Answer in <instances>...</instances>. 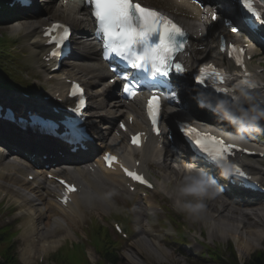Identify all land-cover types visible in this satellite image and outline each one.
Instances as JSON below:
<instances>
[{
    "label": "rangeland",
    "instance_id": "obj_1",
    "mask_svg": "<svg viewBox=\"0 0 264 264\" xmlns=\"http://www.w3.org/2000/svg\"><path fill=\"white\" fill-rule=\"evenodd\" d=\"M5 1L6 0H4V2ZM37 1L39 4L34 9V12L33 11L26 12L24 18H26V15L29 14L30 15L29 17H31L32 21H36L39 19L41 22H43L42 20L44 19L46 21V24H49L51 21H57V22L64 21V23L67 22L72 26L77 23L78 24L76 25L77 27L76 28L74 27L75 30L77 29L76 33L78 34L81 32L91 38L90 36L91 33L89 32V26L87 27L86 24L88 22L87 17L80 13H79L80 15L78 16L76 14V11H74L76 10V8L73 6V4L70 3L69 7L66 10L65 9L66 5L62 3V0H44V1L37 0ZM143 1L158 7V9L166 12L168 15L172 17L177 16L181 20H186L190 24V27L192 28H198L202 24L210 22V20H208L205 17H203L202 19L194 15L190 17L189 13L187 12V10L183 8V6H179L176 8V6L173 5L172 3L167 5L161 0H143ZM60 5L62 6V8H60ZM69 17H72L71 18L72 21H69L70 19ZM80 18L82 19L80 20ZM184 23L186 22L184 21L183 24ZM25 24L27 23L21 22L12 25L8 24V25L0 26V39L4 41L2 45L0 43V55H1L0 64L4 68L3 73L6 79L5 80L6 84L4 83L3 84L5 88L11 89V91L0 89V101L7 102L10 100L19 104H23V106L30 105L34 107L30 103V101H25L20 97L19 91L26 92L27 90L31 89L32 90L31 93H32L35 90L36 91L34 94L35 97L34 100H32V102L39 103L43 100L45 95L50 93L49 89L51 85L46 84L44 82H40L38 86H34L33 78L38 80L42 79L44 81L46 80L37 71L34 62H32V59H35L38 62L40 59L39 58L40 55H36L34 51H30L28 49V42H27L28 39L25 37L23 33L14 32L15 30L14 28L17 25L22 26ZM214 24L218 27L221 26L220 21H217ZM38 25H41V23L39 22ZM84 25H85V29H88L87 32L85 30L83 31L82 29ZM209 26L212 27V25ZM196 31L201 32L200 30H196ZM196 31L194 32V35L196 34L197 37ZM78 36L81 35L78 34ZM84 40L86 39L84 38ZM205 43L210 45V38H207V40H205ZM85 44L90 48L89 45L91 44L89 42L88 43L85 42ZM206 44H204V47L206 46V49H203L202 56L206 54L207 55L206 58L208 60V58H210L211 53L210 52L206 53L208 48ZM80 46L82 47L81 44ZM92 46L94 45L92 44L91 48ZM9 47H11V49ZM94 49L97 51L95 47ZM208 49L212 50V48H208ZM200 50L201 49H199V51ZM90 53H91L90 51H87L85 49L81 50V54H77L72 60V62L64 67L63 73L65 75H68V77H74L80 82L84 83L85 81L88 80L93 84H97L96 86H99L101 83H104L105 81L102 82L103 80H93L92 79L93 74L88 73L87 75L86 74L82 75L81 70L78 68L80 64H83L80 60V57L81 56L83 57L85 54H90ZM14 58H18V64H12L11 61ZM202 60L204 63L203 58ZM255 65H257V68ZM259 65L260 63L258 62L251 63L250 64L251 71L255 72L256 69L259 68ZM59 79L61 78L60 77L56 78V81L52 79L49 82H53L54 80L58 86L57 80ZM24 85H30L31 87L29 88V86H27L26 88ZM55 88L53 90H55ZM104 88L105 86H103V89ZM93 102L96 104V100H94ZM123 106L124 107L121 110H118L117 113L119 114H122L123 112L129 113L128 108L130 106L125 104H123ZM134 111L137 113L135 109ZM94 112H95V116L98 117L97 120L101 118L98 116L99 115L98 113H100L98 110H94ZM105 114L108 113L105 112ZM141 117H143L142 111L140 116V119L142 120ZM141 120H138V122H140ZM172 122L174 121L172 120ZM229 129L231 131H234L232 128ZM113 139L114 136H111L110 138H108L107 143L114 144ZM2 144L5 145L6 143H1V145ZM11 144L12 142H10V145ZM118 147L122 148V150L126 149L125 139L122 144L118 143ZM137 158L140 157L138 156ZM167 160L168 159H165L162 163V160L160 159V162H158V164L154 160L149 162L148 167L151 168V170L148 171L149 174L154 178L159 174L168 177L172 175L170 172L172 171V169L173 170L175 169L172 167L173 165L172 163L169 162L167 163ZM4 161L5 162L8 161V163L10 162V160H7V158ZM262 167L264 168V163ZM86 169H92V167L88 166ZM165 179L166 178H162L161 176L159 177V180H165ZM22 182L20 181V183L18 184H13V182H9V180L6 177L1 176L0 195L2 191L6 190L10 195L12 194L13 197L14 196L16 197V198L14 197V199H17L19 197L23 198V194H24L26 195L24 197H26L27 202L31 203V201H34L33 203L34 205L39 203L40 204L39 206L35 205V207H33L31 203L28 205V207L30 206L35 209L37 208V210H40L42 212L43 217L38 221L39 226L40 228H44V230L48 229L49 225H53L52 220L58 217L57 211L48 208V204L50 203H47V201L49 200L48 202H50L51 199H49L48 197L46 198L44 197L45 201L42 202L41 199L36 198L37 195L32 194L33 192L27 195L26 194L27 189L29 192H31L30 188H32V186L31 184L27 186H22V184H25V182L23 183ZM152 182L155 185L156 190L154 193L153 192L150 193V195L156 198H161L163 195H161L156 181L152 179ZM114 192H116V195L113 196L114 198L113 201H111L112 203L110 205H108V203H104L105 206L103 207L102 206L103 203H100L102 207L92 208V209L88 208L89 210L88 209L79 210L80 212L82 211L84 212V213L82 212V216L80 219L78 217H75L76 216L75 214H73L74 218L73 217L68 218V223H69L68 226L71 227L72 230L70 229V231H67L66 233L67 238L66 240L64 239L65 241H60V237L62 236L61 232H56L54 235V233H51L52 230L49 231L50 232L49 235L51 234L52 236H54L57 242L60 241V245L57 248H55L54 251L48 254L44 264H55V260L56 258H58L57 256L59 254H61L62 256L65 250L70 249L72 247L71 244H74L75 246H79L80 247L79 250H83L84 252H86L92 264H100L101 258L99 257V255L95 250L96 247L95 237H97V233L95 232L96 228H99L104 233V235L108 237L109 244H112V252L114 251L118 252L119 260L117 264H245L251 259V257L256 252L264 249V201L261 202L262 211H260V213L257 216H255L254 219L248 220L247 222H243L244 226L240 224L235 225V222L238 221L237 218L235 219V217L230 213L229 208H228L229 213L224 211L223 204L224 203L227 204L226 201L228 199H226L223 195L219 194L215 199L206 201L207 216L212 221V224L210 226H206L204 223L201 222H192L188 220L184 214L176 211L173 208L171 198H166L167 200L164 201V203H162L160 200L157 199L155 201V204L158 205L161 211L160 210L157 211L153 221H156L155 222L156 225L159 224L158 223L159 220L160 222L164 221L166 228L163 231L159 229V226L149 227V225L147 224L149 221H151L152 218L148 213V208L144 205L143 198H141V196L129 195L125 190H122V188L118 186L115 188ZM165 196L167 197V194H165ZM5 199H7V197H4L1 203H5L7 204V206L0 205V230L3 228H7V225L13 224L14 221L17 220V223L13 224V231L15 233L16 231L19 230L20 233L15 239H13L15 244L13 245L14 248L11 247L12 253L16 257L19 264H26L22 259V253L25 249V241L21 235L22 227L20 226L24 224L27 221V219L25 218L26 219L25 220L20 215L19 204H16L13 201L5 202ZM249 203L251 204L252 202L247 201V206ZM11 209H13L14 211H12ZM141 211L145 215H141ZM135 213L141 216L136 217ZM229 215L233 217L232 219L233 221L227 220V218H225L226 216ZM171 218L175 219L177 223H180L182 225V230L179 228V226L172 223L177 231L173 229L169 221L172 222L175 221L171 220ZM137 221H138V225H137ZM216 221L222 222V225L220 223L217 224ZM113 223H118L121 226L123 232L127 234V239L120 238L114 232L112 227ZM64 225L67 226L66 223H64ZM239 227L242 228L237 229ZM190 229L193 231V233L190 231ZM256 229H258L260 235H262V237L260 238L258 237L260 241L255 240L257 237L253 239L251 236V233L253 231H257ZM42 232L43 231L38 233V239H41ZM224 234H226L229 237H223ZM235 235L239 236L240 242L235 237ZM3 236L5 237V235ZM151 237H155L159 241L161 240V245L167 252L171 254L172 258H168L167 256L168 259H165L162 256L158 255L156 251H153L152 249L153 247H151L152 246ZM138 240L140 242H138ZM193 242H198V246L195 247L193 245ZM186 247H189V249H187ZM232 250L235 253V257H233L232 255ZM77 252L79 251L77 250ZM203 252L207 253L205 254V259L201 258V253ZM209 253H216L217 255H221L225 260V262L217 263L216 261L213 260L212 257L208 255ZM36 261H37L36 258L33 259L31 264H36Z\"/></svg>",
    "mask_w": 264,
    "mask_h": 264
},
{
    "label": "snow or ice",
    "instance_id": "obj_2",
    "mask_svg": "<svg viewBox=\"0 0 264 264\" xmlns=\"http://www.w3.org/2000/svg\"><path fill=\"white\" fill-rule=\"evenodd\" d=\"M240 2H242L243 22L248 32L264 41V12L254 7V0H240ZM87 3L91 6L92 14L98 26L97 34L103 37L104 58L107 60L114 55L123 62V68L112 67L111 69L116 79L123 82V93L128 97H135L143 89L147 88L149 90L151 98L147 105L148 115L151 119L152 131L156 136H159L160 99L164 90L169 93L170 99H176L177 97L180 85L174 84L168 78L173 70L176 74L184 72L182 65L176 61V55L185 47L184 38L186 33L168 17L158 11L141 6L135 0H87ZM260 3L264 4V0H260ZM211 19L213 21L217 20L215 11L211 14ZM226 26L230 27L232 31H237V28L230 23ZM61 29L62 31H59L58 35L53 38L58 50L51 53L53 57L59 54V50L69 39V29L62 25H53L52 29L45 33L50 35L51 31ZM220 50L224 51V48L221 47ZM232 51L237 52L239 57L243 49L237 50L233 47ZM236 63L242 65L239 58L236 59ZM179 79L180 76L177 75V80ZM229 79L231 77L216 69L212 64H206L204 67L199 68L198 74L195 75L197 85L210 87L216 93L225 96L231 95L229 88L225 86L226 81ZM249 84L250 81L247 78L238 82V86ZM252 87L255 86L252 85ZM71 95L80 97L76 107L71 110L79 116L82 106L85 105V100L82 98L83 89L79 85H73ZM232 99H236V97L232 96ZM121 127L123 128L124 125L121 124ZM183 131L186 136L194 141L199 151L212 162L230 166V169L236 174L245 175L237 165L230 163L229 160L236 145L226 143L223 139L214 135L201 133L191 126H185ZM63 139L65 143L69 144L80 143L75 139L72 128L67 129L63 134ZM140 142V134L132 137V144L136 147L140 146ZM104 161L109 168L114 163H118L117 157L111 154H105ZM120 167L133 181L151 187L142 175L129 170L123 164H120ZM61 183L67 189L61 202L67 204L70 194L77 189L64 181H61Z\"/></svg>",
    "mask_w": 264,
    "mask_h": 264
},
{
    "label": "bare ground",
    "instance_id": "obj_3",
    "mask_svg": "<svg viewBox=\"0 0 264 264\" xmlns=\"http://www.w3.org/2000/svg\"><path fill=\"white\" fill-rule=\"evenodd\" d=\"M162 1L164 3H166L167 5L172 3L173 5L176 6V4H178L175 0H162ZM174 1H175L176 4L174 3ZM62 3H64V5H66V7H65L66 10L69 7L70 3L73 4V6L76 9H78V7H79V3L78 2H76V4L74 5V0H68V1L67 0H62ZM177 7L178 6H176V8ZM60 8H62L61 5H60ZM79 13L82 14V15H85L87 17V19H88L89 12L86 9H82V11H80ZM69 18H70L69 21H72L71 20L72 17H69ZM27 19H28L27 20L28 23L23 25V26L17 25L14 28L15 29L14 32L23 33L25 35V37L28 39L27 40L28 49L30 51H34L36 53V55H41L44 52V47H43V41L41 39V33H39L40 29H37L38 26H36L34 23H32L33 21L31 19V17L28 16ZM33 19H35V18H33ZM66 20H68V19H66ZM42 21H43L42 22L43 23L42 26H46L45 25L46 21L44 19ZM54 22H56V21H51V23H54ZM73 23H74V21H73ZM184 24H185L186 27H188V24H186V23H184ZM76 25H78V24L76 23V24L72 25V27L76 28L77 27ZM209 25H212V27H210ZM196 30H200L201 32L196 31ZM75 31H77V29ZM195 31L197 33V37H196V34L194 35ZM204 31L208 33V36L201 37L200 34H203ZM188 34H189L190 37H189L188 43L186 44L187 54H186V60H185L186 66L188 67L187 70L185 69V75H186L187 78H191L193 68L199 66L200 64L203 65V64H208V63L214 62L218 66H225V64L228 63L226 58H225V55H221L214 48V43L215 42H216L217 46L219 45L218 36L220 34H223L225 37H227L224 28H220V27L216 26L214 23L209 22V23L202 24L198 28H192L191 30H189ZM229 36L231 38H233V36L231 34ZM235 37H236V40L238 41V37L237 36H235ZM207 38H210V45L205 43V40H207ZM77 39H79L78 45H80V44L82 45V47H81L82 50L85 49V50L91 52L90 54H85L83 57L82 56L80 57V60L83 63V64H80L79 67H78L81 70V74L82 75H85V74L87 75L88 73L89 74H93V76H92L93 80H103L102 82H104V80H106L108 78L107 77V69L104 68L103 65L99 64V62H98V60L96 58V53H95L94 46H92V48H91L92 44L90 43L91 45H89L90 46V48H89L85 44V42L88 43V41H91V40L90 39L88 41L84 40L82 35L79 36ZM194 39H195V41H194ZM215 39H216V41H215ZM254 40L260 43V40H258V39H254ZM200 43H201V45H200ZM74 44H73V46H75ZM204 44H206L208 46V48H212V50L207 48V52L206 53H208V52L211 53L210 58H208V60L206 58V56H207L206 54L204 56H202L203 49H206V46L204 47ZM74 49H76V47ZM91 49H94V50H91ZM199 49H201L202 51H199ZM202 58L204 59V63H203ZM205 58H206V60H205ZM32 62H34L35 66H36V69H37V71L39 73L43 74V73L47 72L48 68L42 62V56H41V61L37 62L35 59H32ZM199 62H202V63H199ZM225 74H227V76H230V77L233 76L236 79H239V75L237 73L231 71V70H229V72L225 73ZM57 76H59L61 78V79L57 80L58 81V86H57V83L55 82L56 78H59ZM44 78H47L46 83L51 85L50 91L54 92V94L51 97L53 100H56L57 102L60 101L65 109L67 107L73 109L76 106L75 102H73L72 100H67L66 99V96H67V90H66L67 89V81L68 80H73L74 77H72V78L71 77H65L64 75H61L60 73H54V74H51L49 76H45ZM187 78H186L187 86H186V90L184 92V93H186V95L189 94V92L191 91V88H192L193 91L195 89V86L192 85V82H190ZM258 78L261 80V84H260V87H261V85H264V74L261 72L258 75ZM52 79H54L55 81L53 80V82H49ZM87 81H85L83 83L85 88L87 90H89V91L91 89L93 90L92 87H96L97 84H93L92 82H89V81L87 82ZM54 88H55V90H53ZM103 92L108 94L107 96L110 97V98H112V96L117 98V94L115 93V92H117V90H116L115 86L111 87V86L105 85V88L103 89ZM258 92L259 93H264V87H261ZM95 95L97 96L96 98H98V99H100L103 96L102 93H100V92L96 93ZM116 98H113V99L116 100ZM8 103H11L12 105H16L15 102L10 101V100L8 101ZM115 104H116V106L114 105V107H116L118 109L121 107V103L120 102H117ZM103 105L104 104H101L99 106V108L102 109V107H104ZM128 105L130 107L128 108L129 116L127 117V119L129 117H132L134 119V124H133L132 127H130V131H132L134 133H137V132H148L149 131V127H148L147 122L145 120V114H143V117H141L142 120L140 119L141 111L143 113V109H142V106L140 105L139 101L138 102L134 101L132 103H129ZM137 105H140L139 106V110H137L135 108V106H137ZM16 107H21V105H16ZM96 107H97V105H96ZM40 108H41L42 111L45 110V108H43V107H40ZM134 109L137 111V113L134 111ZM95 112H97V111H95ZM176 114L179 115L180 112L178 110H176L175 108L169 109V110H167L165 112V116L163 117V121L165 122L167 127L173 128L172 119L174 118V116ZM115 116H117V115H115ZM59 118L61 119L62 117L60 116ZM138 120H141V122H138ZM203 120L208 122V123L217 122L216 120L213 121L212 119L207 118V117L203 118ZM87 122L89 124H93L92 116L88 117ZM3 125L6 126L7 130H10L9 128H12V126L8 125L7 123H3ZM0 129H2V127H0ZM105 129L108 130L107 127H105ZM13 131H14V129H13ZM10 132H11V134H13L12 131H10ZM23 133H24V135H28L29 134V132L26 131V130L23 131ZM111 133H114V132L109 130V134L108 135H110ZM94 134L97 136V133H94ZM13 136H15V135L13 134ZM15 138H17V137L15 136ZM17 139L21 140L20 138H17ZM106 139H107V137H102L101 142L102 141L105 142ZM120 139H121V137L117 138V136L115 135V142L120 141ZM109 141H111V140H109ZM97 145L98 146H102V145H100V143H98ZM172 145L177 147V143L176 142H174ZM87 147H89V150H90L92 148V145L91 144H87ZM105 147H108V149L112 150V152L115 153V154H117V152H118V156H119L120 150L117 151L116 147H112L111 144L110 145H105ZM143 148H144L143 151L141 149L137 150V151L133 150V149H128V150L122 151L124 153L122 154L121 157L127 161L126 163H128V164L131 163L132 166H135L134 158H135L136 155H137V157L139 156L140 157V158H138L139 161H142L144 163V168L142 169L141 164H140V168L145 173H146V170H147L146 166H148L149 162L154 160L158 164V162H160V159H164V157L167 158V150H166L165 142H163V141L159 140V142L156 144L155 140H150V141L147 142L146 145L143 146ZM39 149L41 150L42 148L39 146ZM120 149L122 150V148H120ZM1 151H0V177L1 176L2 177L3 176L6 177L9 180V182H13V184L20 183V179L19 178L23 175V171L20 169L21 168L20 163L18 165H16V164H13V163L11 164V163H5L4 162V158L6 157V155H10L11 153H13V150L10 149L8 152L7 151L4 152L6 154L2 153ZM93 152H95V151H93ZM97 153H99L98 149H96L95 156H96ZM87 154H88V152H86V155ZM246 158L247 159H241V163L252 173V175L255 178L259 179V181L261 183H264V168L261 166V161L262 160L260 158H258V157H256V158H248V157H246ZM74 161H75V159H72V165L70 166V168H74V169H77L78 172H86L87 174H89L91 176H94L95 177V181H94L95 182V186L100 192L106 193V192H109V191H114L115 188L118 186L119 179L117 178L116 173L115 172H107V171H104V170L100 169L99 162L97 163V169L94 170L93 172H90L88 169L79 167V165H74L73 164ZM168 161L169 160H167V163H168ZM37 162H39V161L37 160ZM159 164H161V163H159ZM183 164H186V163L183 162ZM172 167H171V169H172ZM63 169H65V171H66L67 168L64 167V166L60 168L57 165L56 168L53 167L50 172H51V174L56 173L55 174V176H56V175H58L57 171H61ZM148 170H151V168L148 167ZM169 170H170V168H169ZM175 170H179L178 171V175L181 176L182 168H176ZM175 170L172 169V171L170 173H174ZM61 172H63V171H61ZM71 174H72V172L69 173V175H71ZM41 176H43V178L46 180V175H40L39 177H41ZM160 176L162 178H166L165 180H161L163 182H165L169 178L168 176H164V175H160ZM39 177L36 179V183L41 184L40 189L36 186V184L35 185L31 184L32 185V188H30L31 192H29L28 189H27V193L26 194L28 195L29 193L33 192L32 194L37 195L36 198L41 199L42 202L45 201L44 197L45 198L46 197L50 198L51 201L50 202H48L49 200L47 201V203H50V204H48V208L52 209V210L54 209V211H57L58 217H56V218H54L52 220V224L53 225H49L48 229L44 230V228H40L39 223H38V221L40 219H42L43 214H42V212L40 210H37V208L36 209L33 208V207H35V205L39 206L40 205L39 203L34 205L33 204L34 201H31L33 207H30V206L28 207V205L31 204V203L26 201L27 199H26V197H24L26 195H24V194H23V198L19 197L17 199H14V198H13V200L11 199L14 203L19 204L20 215L24 219L25 218L27 219V221L24 224H22L23 226L21 225V227H22V229H21L22 234L21 235H22V237L24 238V241H25V249H24V251L22 253V259H23V261L26 264H31L33 259H35L36 257L38 258V256L41 255V253L43 251H47V250H49L50 252L54 251V249L57 248L60 245V241H65L66 238H67L66 233H67V231H70V229H71V227L68 226L67 219L70 218V217H74L73 214H75L76 216L82 215V212H80L79 210H82L84 208V207L83 208H76L72 204V205L68 206L67 209H64L60 205L54 204V200H53L54 197L52 199V194L56 195V192L52 191V189L50 187L48 188V187L43 186L42 179H39ZM105 181H107L108 184L105 183ZM27 185H29V184H22V186H27ZM165 188L167 190H170L171 187L167 184V186ZM8 189H10V188H8ZM2 192H6V191H2ZM115 195H116V192H115ZM113 198L114 197H112L111 200L109 202H107L108 205H110L112 203L111 201H113ZM103 204H102V206L104 207L105 204L104 205ZM249 204H248V206H245L243 208L239 206V207H237V209L242 211V212L245 211V210H249L250 211L249 213H253L257 208H256V206H253V205L251 206V204L249 206ZM223 205H224V211L229 213V211H228L229 205L225 204V203ZM246 205H247V202H246ZM102 206L100 205V203H96L94 206L89 207V209L99 208V207H102ZM258 211L259 210H257L255 212L254 216L258 215ZM51 212H53V211H51ZM68 213H70V214H68ZM225 218H227V220H232L233 219V217L231 215L226 216ZM64 223H66L67 226H65ZM216 223L217 224L220 223L222 225V222H220V221H216ZM237 224H240V225L244 226V223L239 221V220L237 222H235V225H237ZM137 225H138V221H137ZM241 228L242 227H239L237 229H241ZM50 230H52L51 233H54V235H55L56 232H61L62 236L60 237V241L59 242H57L55 240L54 236H52L51 234L49 235V233H50L49 231ZM256 230L257 231H253L251 233V236H252L253 239H255L257 237L255 240L256 241H260L259 238L262 237V235H260V232L258 231V229H256ZM41 231H43L42 234H41V239H38V233L41 232ZM48 236H49V238H48ZM223 237H229V236L224 234ZM235 237L240 242L239 236L235 235ZM148 238H150V237H148ZM141 240H143V239H141ZM138 242H140V241L138 240ZM151 242H152V246L151 247H153L152 248L153 251H156V253L158 255L162 256L165 259L172 258L171 254L169 252H167L163 248V246L161 245V240L159 241L157 238L151 237ZM167 256H168V258H167Z\"/></svg>",
    "mask_w": 264,
    "mask_h": 264
},
{
    "label": "clouds",
    "instance_id": "obj_4",
    "mask_svg": "<svg viewBox=\"0 0 264 264\" xmlns=\"http://www.w3.org/2000/svg\"><path fill=\"white\" fill-rule=\"evenodd\" d=\"M257 84L253 80L249 85L238 88L236 99L222 98L216 102L215 114L234 130L225 137L230 143L243 142L247 135L264 132V93L253 90ZM230 170V166L221 164V175L226 176ZM71 180L77 190L70 196V200L76 208L107 203L115 195L114 191L100 192L95 186V177L86 172L73 174ZM220 192L216 181L204 169L191 164L183 166L182 176L175 180L169 196L173 208L188 220L210 226L212 221L207 216L206 201L215 199Z\"/></svg>",
    "mask_w": 264,
    "mask_h": 264
},
{
    "label": "trees",
    "instance_id": "obj_5",
    "mask_svg": "<svg viewBox=\"0 0 264 264\" xmlns=\"http://www.w3.org/2000/svg\"><path fill=\"white\" fill-rule=\"evenodd\" d=\"M1 45L4 41H0ZM1 59V55H0ZM4 68L0 64V84H6L4 76ZM97 237H95L96 246L98 247L97 252L102 256L101 264H117L119 260V255L117 251L112 252L108 247H106L105 242H102V234L100 231H95ZM16 233L11 232L8 228L0 230V264H19L16 257L12 253V248H10L9 242L10 239L15 236ZM5 235V237L3 236ZM80 247L75 246L72 250H65L64 254L61 256L58 255V258L55 260V264H90L86 253L83 250H79ZM77 250L79 252H77ZM217 263L225 262L221 255L216 253H209ZM232 255L235 257V253L232 250ZM245 264H264V249L256 252L251 259Z\"/></svg>",
    "mask_w": 264,
    "mask_h": 264
}]
</instances>
